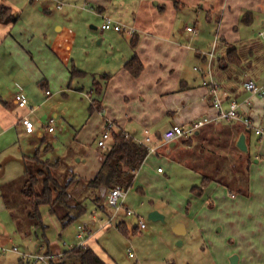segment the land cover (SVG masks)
Returning a JSON list of instances; mask_svg holds the SVG:
<instances>
[{"label": "rangeland", "instance_id": "1", "mask_svg": "<svg viewBox=\"0 0 264 264\" xmlns=\"http://www.w3.org/2000/svg\"><path fill=\"white\" fill-rule=\"evenodd\" d=\"M5 1L8 5L12 1L15 3V14L19 15L17 26L23 28L9 29L12 25H0V248L8 247L7 245L12 243L20 252L10 249L0 251V264H30L22 258V253H46L51 250L58 253L78 246L81 243L75 231L79 225L85 226L95 235L94 242L98 252L93 248L107 263L232 264L231 257L239 254L230 252L234 249L231 243L234 239L227 237L230 233L226 227H222L224 213L215 210L213 206L216 202H213L214 198L208 199L205 195L207 191L203 196L197 197L191 189L194 185L201 184L204 174L221 178L223 176L220 173L233 172L237 160H233L230 148L234 147L235 142L237 144V134L241 131L248 133L240 126L211 124L203 128L200 135H193L192 149H183L185 153H180L181 157H189L191 167L182 163L183 158L175 160L172 164L166 161L149 164L146 169L149 171L147 182L150 183V190L145 194L138 186L133 185L125 199L124 207L117 213L109 206L108 197L104 200L105 210L98 207L91 199L92 190L86 186L83 179L74 182L70 192L76 201L86 199L87 211L67 227H63L47 205L41 207L42 226L29 227L25 221H22L20 226L11 209L7 207L6 199L11 208H16L18 202L22 201L18 193L25 179V156L37 154L42 160L60 162L57 176L61 182L67 183L78 167L92 163L98 154H105L112 144V138L107 140L106 148L97 145L103 131L100 132L105 110L103 107L102 110L90 109L93 99L102 101L90 88L95 78L102 79L103 74L113 76L134 53H137L133 38L138 35L139 43L144 37L138 29L141 23L154 24L156 29L166 35L164 39L177 43L184 49L188 48L191 54L185 60L186 76L193 79L196 75L194 66L203 64L195 55L197 50L207 53L218 46L212 71L221 86H226V75L235 72L237 74L233 81L238 86H242L251 76L255 77L260 85H264V35H260V31L264 29V0H228L232 10L236 7H246V11L253 13L249 23L239 19L236 27L232 17L224 16L223 26L218 24L221 14H225L223 9L226 0H114L115 7L111 10H118L121 17L111 13L110 15L116 17L115 20L118 18L117 21L125 27L123 32L102 30L103 18L93 12L96 4L89 3L93 9L86 5V10H83L82 6L88 4L86 0H66L77 5L75 10L79 20L81 18L80 23L77 20L73 25L78 36L67 68L53 58L46 57L45 53L42 55L33 51L39 43L38 37L25 35L24 27H39V19L35 15L41 3H31L29 0ZM145 20L148 22H144ZM188 25L196 28V32L187 31ZM58 26L59 24L50 26L53 34L58 30ZM128 29L135 32L131 34ZM221 31L225 33L226 38H229V33L230 39L238 37L233 45L239 49L243 60L242 67L226 70L219 67L218 59L226 56V45L221 48ZM73 69L84 72L75 76L81 78L82 89H74L76 80L71 82L73 88L68 87ZM35 71L37 77L31 80L28 91L27 78L23 75L29 72L33 76ZM16 72L17 77L13 78ZM17 84L20 85L17 90L30 99L25 110L35 122L34 135L26 134L21 125L13 124L16 115H24L14 114L13 118L5 108L4 101H10L12 97L14 99ZM140 88L145 90V95H140L138 102H152L147 94L150 91L148 86ZM46 89H49L52 95L47 96ZM259 97L264 100V96ZM124 100L123 98V102ZM31 107L35 111L33 114L30 113ZM118 107L120 106L117 102L116 108ZM2 115L8 116L4 120L12 124L2 122ZM51 118L54 119L51 125L53 132L48 131ZM166 121L168 117L165 121L158 122L151 131L163 134ZM261 126L264 128V123ZM126 127L130 129V122ZM230 128L233 130V138L229 136ZM248 144L249 150L245 155L251 162L248 174L250 191V174L251 181H258L264 171V151H260L261 140L253 132L248 133ZM180 146L183 144L179 139L178 147ZM257 156H261L262 161ZM219 163L221 167L217 168ZM157 167H161L163 173H158ZM237 176L239 180L244 178L240 174ZM234 177L236 178V175ZM211 186L209 184L207 187L210 189ZM242 186L235 184L232 190L236 193ZM211 195L221 196L219 191ZM125 204L134 214L126 213ZM153 210L159 211L165 219L150 220L149 213ZM21 217L24 219L22 214ZM139 218L146 222V228L143 230L139 228ZM109 220L111 223L106 225ZM121 222L126 224V229L119 228ZM130 253L133 254L132 257ZM52 259L54 264H79L64 263L63 254ZM237 264H248V261Z\"/></svg>", "mask_w": 264, "mask_h": 264}, {"label": "crops", "instance_id": "2", "mask_svg": "<svg viewBox=\"0 0 264 264\" xmlns=\"http://www.w3.org/2000/svg\"><path fill=\"white\" fill-rule=\"evenodd\" d=\"M31 3L40 2L41 6L39 11L36 12V17L39 19L38 26L29 28V26L24 27L25 35H33L38 37V45L34 47L33 51L40 52L42 55L45 53L46 57L53 58L55 61L64 65L67 68L74 46L77 41V30L73 25L77 20H79L78 12L75 10L77 5L73 3H68L70 1L66 0H29ZM88 4H84L82 6L83 10H86V5L96 4V8L94 9L100 17L104 19V16L110 17L112 19L116 18L113 15L119 17V11H112L114 6V0H86ZM228 0H226V5L223 11L225 14H221V20L218 22L219 26H223L225 17L234 18V27H236L237 22L241 19L242 15L247 10L246 7H236L235 9H231L228 5ZM77 4V3H75ZM10 5V6H9ZM7 4L5 0H0V7L8 6L15 13V3L12 1L11 4ZM14 5V6H13ZM12 6V7H11ZM90 6V5H89ZM177 6V5H176ZM91 7V6H90ZM14 8V9H13ZM92 8V7H91ZM93 9V8H92ZM91 9V10H92ZM36 10V9H33ZM32 10V11H33ZM54 11V13H53ZM223 12V13H224ZM113 14V15H110ZM17 17V21L12 25L9 29L15 28H23L18 27L17 23L19 21V15L15 14ZM117 18V20H118ZM115 20V19H114ZM115 20L119 23V21ZM145 20L144 22H146ZM81 22V18L78 23ZM148 22V21H147ZM233 22V21H231ZM52 24L58 25V30L53 34L51 32L50 26ZM0 25H7L0 20ZM154 24H143L138 26L139 31L144 34V37L141 38L140 42L137 43V54L144 64V70L138 77H134L130 74V72L121 67L113 74V76H109L107 79H94L100 82L101 92L98 93L96 90V86L94 81L92 83L91 92L96 94L99 98H102L101 101L102 107L105 110V116H103V121L100 132L104 129L105 123L107 121H111L114 123L115 128L122 129L126 134L135 138L137 142H144L147 136H151L153 138V145L156 146V151H150L144 160L141 168L136 173V177L134 179V186H138L140 190L146 194L147 191L150 190L149 184L147 180L149 179V171L146 169L149 164L155 162L156 164L162 161H166L168 163H174L175 160L184 159L183 164L187 167L190 166L189 157H181L180 153H185L183 149L191 150L192 144L190 146L185 145L183 143L184 140L189 138L193 139L196 135H200L201 130L208 125L202 127L200 130L196 131L189 138H181V142L183 146L178 147V140L172 141L170 143H165L163 140V134L159 131H151L158 122L165 121V118L168 117V121L165 122V126L163 132H165L168 128L174 125H182L188 126L194 120L202 118L204 116H215L216 110L211 107V102L205 99V96L209 94V88L204 86L203 81L205 76L197 71L196 75H194L193 79L191 76H186L185 68V60L189 54H191L188 48L184 49L181 45L177 43L169 42L164 39L166 35L161 33L158 29L155 28ZM190 26V25H188ZM94 27V26H93ZM192 27V26H191ZM95 28V27H94ZM194 28V27H193ZM196 30V28H194ZM188 31V30H187ZM224 32V30H222ZM220 32V37L222 39V49L224 45L227 46V43H236V39L238 37L234 36L230 39V33L228 34L229 38H226L225 33ZM190 32V31H189ZM264 29L260 31V35H264ZM263 33V34H261ZM138 37V35H137ZM139 38V37H138ZM41 39V40H40ZM224 39V40H223ZM218 46L215 47L217 49ZM222 52V51H221ZM204 52L197 50L195 55L198 58V61H201L204 65L206 63V59L204 57ZM221 54V53H220ZM220 57V56H219ZM214 60L212 64V69L214 67ZM198 66V65H197ZM195 67V66H194ZM21 68L19 67V70ZM34 69V65L32 66ZM18 70V71H19ZM80 70V69H79ZM226 70V69H225ZM226 72V71H225ZM17 73L13 74V78L17 77ZM33 74L31 76L29 72L23 75L24 78H27L26 87L29 91V86L32 84L31 80L36 78L37 76ZM66 77V74H64ZM94 78V77H93ZM189 78L191 80H189ZM235 74L226 75L225 87L221 86L222 97L225 100V104H227L231 100H238L240 102L244 101L246 98H250V104H245L242 106L241 111L244 115L251 118L254 124L257 127L262 128L261 124L264 123V100L259 96H253L251 93L247 92L243 83L241 85H237L233 80H235ZM247 79H254L255 77H249ZM246 79V80H247ZM76 80L77 84L74 89L79 90L81 87V78L70 76V82L68 84L69 89L73 88L72 81ZM43 84V82H42ZM148 86L149 92H147L149 96V100L152 99V102L148 101L146 103L138 102L140 95H145V90L141 89L140 86ZM19 84L16 86V93L19 92L17 90ZM152 88V89H151ZM32 91V87L30 88V92ZM50 91L46 89V92ZM153 91V93H151ZM130 96V97H129ZM15 97V95H14ZM27 97V96H26ZM97 97V98H98ZM123 98L125 99L123 102ZM144 97L142 98V100ZM30 100V99H29ZM96 99H93V101ZM120 107H117V102ZM121 102V103H120ZM5 108L10 112L11 117L14 118V114H22L29 115L25 108H19L15 102V99L10 101H4ZM136 107L138 109H136ZM33 109V107H31ZM34 110V109H33ZM35 111L30 113L33 114ZM8 115V114H7ZM30 116V115H29ZM8 117V116H7ZM5 115H2L1 121L4 123L7 120ZM33 120V119H32ZM34 121V120H33ZM136 123H135V122ZM130 122V129L128 130L126 125ZM135 123V124H134ZM225 123V125H229L231 127H243L247 130L248 133H254L261 140V148L260 151H264V137L258 136L254 130L247 129L241 122H222L219 124H214L216 126ZM9 124H12L11 122ZM13 124L21 125L23 131L26 133L22 123L21 117L16 115L15 121ZM53 124V123H52ZM51 124V125H52ZM8 126V125H7ZM228 127V126H227ZM231 129V128H230ZM153 130V129H152ZM49 131V130H48ZM233 131V130H231ZM36 132V128H35ZM28 134L34 135L35 134ZM53 132V131H49ZM242 132V131H241ZM248 133L242 132L240 133L246 135V142L248 145ZM41 134V133H40ZM239 134V135H240ZM237 136V143L240 136ZM98 145V144H97ZM167 146V147H166ZM238 147V144H237ZM239 148V147H238ZM240 149V148H239ZM241 150V149H240ZM242 151V150H241ZM244 152V151H243ZM88 157V156H87ZM181 157V158H180ZM194 158L197 156H193ZM259 158V156H257ZM105 159V154H98L97 158L94 159L92 163L83 164L81 167H78L75 170V173L80 177L85 179H92L100 169L103 161ZM262 161V157L259 158ZM161 167H157L158 173H163V171H159ZM203 174V172H201ZM200 173V174H201ZM257 180V179H256ZM258 181H261L260 184H257ZM258 181L254 179L251 181L250 174V191L248 196L236 195L234 193L228 192L229 190L225 185H221L217 182H212V188L206 187L204 193L208 196L209 200H214L216 204L213 206L215 210L218 212L224 213V223H222L223 228H227L230 234H227V237H230L231 243L234 245V249L230 252H236L239 254L238 263L241 261H248V264H264V171L258 177ZM131 189V188H130ZM130 189H128L127 196L129 195ZM216 191H219L220 195L215 197H211L215 194ZM148 193V192H147ZM210 193V195H209ZM124 199V202H125ZM208 200V201H209ZM126 207L130 208L125 204ZM127 213V212H126ZM129 215V214H128ZM110 223L107 222L106 225ZM86 230L90 232V236H87L85 240H80V245H88L90 247H95L94 236L92 235L91 230L86 228ZM75 233H78V227ZM77 237V235H76ZM7 248H11L13 245L9 243ZM15 246V245H14ZM93 248V249H94ZM94 249V250H95ZM97 251V249H96ZM98 252V251H97ZM40 253V252H36ZM46 253L51 254L53 257L60 256L64 252L55 253L52 250ZM32 254H35L33 252ZM100 255V254H99ZM130 255V254H129ZM52 257V258H53ZM132 257V256H131ZM114 264V262H111Z\"/></svg>", "mask_w": 264, "mask_h": 264}, {"label": "trees", "instance_id": "3", "mask_svg": "<svg viewBox=\"0 0 264 264\" xmlns=\"http://www.w3.org/2000/svg\"><path fill=\"white\" fill-rule=\"evenodd\" d=\"M253 13L246 11L241 21L249 23ZM0 20L3 23L9 24L17 21V17L12 9L8 6L0 7ZM221 19L218 20V22ZM138 38H133L134 47L137 46ZM226 56L220 57L219 67L223 69L242 67L243 60L239 54V49L232 43H227ZM130 74L134 77H138L144 70V64L139 58L137 53H134L132 57L124 64ZM235 71V70H234ZM72 77L80 76L84 72L82 70L73 69L71 71ZM236 72L232 73L231 75ZM102 77L107 79L109 76L103 74ZM94 84L98 93L101 92L100 82L95 80ZM92 111L102 110V104L99 100H94L90 106ZM117 128L112 130L111 138L112 144L105 152V159L92 179H85L78 174H73L67 183H63L57 176V170L59 169L60 162L51 163L48 160H42L37 154L34 156H25L24 163L26 167L25 179L20 186L18 197L22 199L15 207L11 208L10 202L6 204L14 218L22 226V221L26 222L29 227H39L43 225L41 207L43 205L49 206V210L52 214L56 215L63 227H67L71 223L78 220L83 214L86 213L87 207L85 204L86 199L76 201L73 199L70 192V187L77 180L85 182L86 186L92 190L93 195L91 199L97 204L98 207L105 210L104 200L108 197L109 192L116 186H121L125 189H130L134 185V179L136 173L141 168L144 160L146 159L149 150L148 147L135 140L134 137L129 136L124 130ZM229 136L233 138V132L228 129ZM242 133V132H240ZM239 135V134H237ZM193 139L189 138L184 140L185 145L190 146ZM230 144V143H228ZM232 152L233 160H237L234 164L235 169L233 172L224 171L220 173L223 177L219 178L215 175L204 174L200 185H194L191 189L192 193L197 197L203 196L206 187L212 183L217 182L221 185H225L229 192L234 193L232 186L235 184L243 185L234 194H241L243 196L249 195V165L250 160L245 155V152L241 151L236 142L234 147L230 148ZM239 162V163H238ZM239 165V166H238ZM220 168V163L216 166ZM216 168V170H218ZM219 172V171H218ZM243 175V179L238 178L237 175ZM236 175V178L234 177ZM240 181V182H239ZM244 183V184H242ZM237 189V188H236ZM24 219H22L21 214ZM44 227V226H43ZM119 228L126 229L125 223L121 222ZM29 234V233H28ZM64 263H79V264H111L107 263L102 257L90 246L78 245L63 253ZM51 263L54 264L53 259Z\"/></svg>", "mask_w": 264, "mask_h": 264}, {"label": "built area", "instance_id": "4", "mask_svg": "<svg viewBox=\"0 0 264 264\" xmlns=\"http://www.w3.org/2000/svg\"><path fill=\"white\" fill-rule=\"evenodd\" d=\"M101 28L102 30L112 29L117 32H123L126 30L125 27H122L120 23L116 22L114 19L107 16H104L103 24ZM187 30L190 32H196V30L191 26H187ZM128 32L133 34L135 31L132 29L131 30L128 29ZM215 51L216 49L215 47H213L211 51L205 53L204 57L206 59V63L204 65L195 66L194 69L195 71L205 76L203 84L204 86H207L209 88V94L208 96H205V99L211 102V107L217 111L216 115L213 117L204 116L202 118L194 120L188 126L174 125L168 128L163 133V140L165 143H170L172 141H176L181 138H189L196 131L200 130L202 127L208 124L211 123L219 124L222 122H241L247 129L254 130V132L258 136L264 137V128L257 127L252 121V119L244 115L241 111L243 105L250 104V98H246L242 102L234 99L229 101L227 104H225V100L223 99L221 93V85L217 82V80H215L212 71L213 60L216 58ZM243 87L247 92L251 93L253 96H264V85H260L254 79L245 80L243 82ZM46 93L49 95L50 91H47ZM14 99L19 108H26L29 106L28 98L21 91L15 94ZM33 111L34 110L31 108V112ZM21 123L26 133L32 134L35 132V128H36L35 122L31 119L29 115L22 116ZM52 123H54L53 118L49 120V124H48L50 125L48 126L49 131H53V127L51 126ZM113 129H115L114 123L111 121H107L105 123L103 131L101 132L100 138L97 142L99 147L106 148L107 140L111 138V133ZM140 143L146 145L148 147L149 152L156 151V146L152 144L153 138L151 136H147L146 140ZM159 171H162V169H159ZM127 192L128 189H125L121 186H116L109 192L108 204L110 207H112L115 210V213H117L124 207V199L127 195ZM126 212L127 214H134L133 210L128 207H126ZM108 223H111V220H109ZM139 228L142 230L146 228V222L143 218H139ZM76 235L77 238L81 240H85L87 236H90L91 234L83 226L79 225L78 233ZM9 249L18 253L20 252L19 248L14 245L11 248L2 247L0 248V251H7ZM132 255L133 254L130 253V256ZM22 256H23L22 258L26 259L27 262L30 264H40V263L50 264L53 257L49 253H35V254L22 253Z\"/></svg>", "mask_w": 264, "mask_h": 264}, {"label": "water", "instance_id": "5", "mask_svg": "<svg viewBox=\"0 0 264 264\" xmlns=\"http://www.w3.org/2000/svg\"><path fill=\"white\" fill-rule=\"evenodd\" d=\"M238 147L244 151V152H247L248 151V145H247V142H246V135L245 134H242L238 140ZM149 219L150 220H164L165 219V216L163 214H161L159 211L157 210H153L149 213ZM238 260H239V257L238 255H233L231 257V263L232 264H237L238 263Z\"/></svg>", "mask_w": 264, "mask_h": 264}]
</instances>
